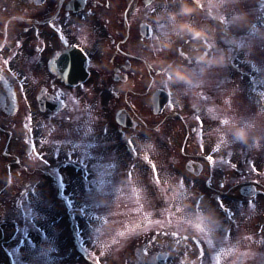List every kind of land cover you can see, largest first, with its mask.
I'll list each match as a JSON object with an SVG mask.
<instances>
[{
    "label": "rangeland",
    "instance_id": "obj_1",
    "mask_svg": "<svg viewBox=\"0 0 264 264\" xmlns=\"http://www.w3.org/2000/svg\"><path fill=\"white\" fill-rule=\"evenodd\" d=\"M231 6L233 9L232 12H235L234 5L231 4ZM260 31L261 29L257 28L253 30L250 36L244 37L245 43L249 42L248 41L249 38H250V42H256V44L253 43V46L246 45L249 48V50L245 54V57L251 60H258V62L261 65V68H260L261 73L264 75V45H263V49L259 50L258 52L256 50L257 46L260 43V41L257 39V35L261 33ZM154 55H156L157 58L153 57L154 60L150 59L151 64L149 66L150 71L152 73L154 71L158 72L160 70L157 66L158 62L160 61V59L158 58L160 57V54L159 52L155 51ZM233 55H236V53H232V58H234ZM235 59L238 60L237 57ZM174 70L175 71L173 70L169 71L170 79L167 80V83L169 82L170 86L172 88L174 87V89H170L168 85L167 87L171 90L172 95L174 99L176 100V102H178L179 104L183 106L185 105L188 109H190V105H187V103H185V100H184V98H187L190 96L189 94L190 86L178 84L176 75H179L178 71L180 70H177V69H174ZM166 71L168 74L167 69ZM146 84L149 85V81H146ZM159 84L160 83H159V78H158L157 81H155L154 85L156 86ZM177 88L179 90H177ZM263 91H264V84H263ZM130 92H131L130 100H132L133 102L138 101V99L135 98L139 95V88L137 86L136 81H134L133 88L130 90ZM215 93H219V92L215 91ZM146 103H148V100L144 99L143 104H146ZM179 104L177 105L179 106ZM169 111L171 110H168L167 113H169ZM196 115H201L204 121V124H203L204 135L202 137L203 145H204L203 147H201L200 122L196 120L195 118ZM163 117L164 115L158 116V117H152L150 114H148L147 110H145V113H143V115L141 116L145 124H149L151 126L158 125L157 127L159 128V131L157 132V134L160 139H163V140L171 139L172 140L174 136L176 137L178 135V138H177L178 143L175 145V148H172L168 145L164 147L162 142L153 143L151 141L152 139L142 141L143 139H145V137H142L141 136L142 134L138 133L139 137H137L136 143H139V146H141L142 149L140 150V152L137 153L139 154V157L137 156V158L138 160H140V158L144 157L146 152H148L147 154L150 155V158L152 159V161L162 171V175L164 173L170 174V176H167V175L165 176V181L161 185L162 189L167 190L165 201L168 204V206H171L172 204H177V205L182 204L184 208H190L194 205L195 202H197V199H198V194L194 193L196 191V184H195V180L187 179L186 177H184L183 173L182 174L179 173L180 164L183 163V160L187 156H191L193 158H198L199 160H203L204 159L203 157L206 155V152L208 151V149L214 148L215 144L218 141V138H221V139L223 138V137H220V134L222 133V128H218L213 125V123H215L216 120L209 118L207 109H203L201 112L199 111L198 114H194V113L191 114L189 112L186 116H184V118L187 119V122H182L176 119H171L170 121L166 122L165 124L161 126L160 124L162 122L160 121H162ZM233 123L234 125H239L238 120H235V121L232 120L230 125L227 127V129L232 128ZM193 127L196 129L195 133L191 132V129ZM63 137L64 136L61 131H58L56 133V138L58 140L62 141ZM183 142L185 144H183ZM222 148L224 149V147H221L220 151H218L220 153L213 155L218 160V163L222 162V160L220 159L221 157H223V154H224V151ZM60 150L61 152H65L64 147H60ZM87 153H91V152L87 151ZM102 154L104 155L105 153H102ZM78 155L79 154H77L76 156ZM62 156H64V154ZM118 158L120 159V157ZM256 159H259V158H256ZM205 160L208 161L207 159ZM234 160H237V158H235ZM141 161L143 162V168L141 167L139 172L137 173L136 168L138 169V166H136V168L132 170L133 171L132 176L127 175L129 171V169L126 170L127 166L121 167L122 164H119L120 162H122V160H120L119 163H117L118 170H121L122 173L125 176H127L128 179H130V184H131L130 188L132 190H129V192L127 190L122 189V187L120 186L121 184V179H120L117 181V183L115 184V188H114V190L118 191V195L117 196L115 194L113 195L114 192L113 191L111 192L110 188L108 187V185L111 184V182L108 183L105 180H103L104 181V183L102 184L103 189L105 190V188L108 187L105 191L110 192V195L108 193H105L103 195L104 198L96 197V196L89 197L87 195L91 199L94 198L93 200L96 199L97 201H100V198L102 199L101 204H98L97 206L98 211H99V214H97V217L94 216L95 212H91L90 208L88 209L87 207V204H89L90 201L85 199V196L83 194L79 193V188L80 189L82 188L81 184L87 183L86 178L89 176V172H86L85 173L86 176H84V174H80L81 171H79V173H77L79 174L78 176H73L72 172L68 171V173L72 176L69 178V180L66 177L65 178L66 184L63 183L65 185L68 184V186H66L65 188H62L61 192L59 194H56V197H54V199L60 200L61 206L59 208L57 207L53 208L50 206L45 207V211H44L45 213L41 209H40L41 211L38 210L39 214L38 216H36V218H34V221H33L36 224V226L33 227V231H37V234L43 235L44 238L47 237L45 241L47 242L51 241V244L49 245L45 244L44 246L41 247V249L37 250L38 254H36L35 252L32 254V252L27 251V250H31L30 248L22 249L21 243H19L20 245H17V243L19 242V238H21V236H26V232L30 238V241L34 240V238L31 239L32 237L31 234L25 228L26 226L31 231L30 227L26 225L25 223L1 222L0 223V236H1L2 243H0V256H2V251H3L2 247L7 248L8 251L11 252V249H10L11 245L9 246V244L12 241H15L14 243H12V245L17 246L16 251L12 250L13 254H15L14 256L15 258H19L20 256L18 254H22V253H24L27 256L43 257L45 251L55 246H56L55 248H59L60 250L61 243L63 242L66 245L72 244L69 241V238H71L73 242H76L78 244L81 243V246H83L84 248H87L89 251L94 249L93 251H95L97 255L102 254L103 256L100 255L102 264H122V262H120L121 259H118V257L122 258L125 255L126 256L128 255L127 254L128 247L134 241H138L139 239L138 236L144 232L143 228L148 227L149 229H151V228L158 227V226L164 227V224H160V225L147 224L145 217H143L142 215L138 214L135 211L136 207L138 206L137 201H139L141 204L144 205V211L153 212L155 213V218H160L157 212V209L154 208L153 206H158L159 208H163L165 206V204H162L160 202V197L155 194L156 190L151 187V181L149 179L151 175L150 170L146 167V165L144 164V161L143 160ZM132 164L135 165V161H133ZM77 165L80 166L81 164H76L75 166ZM102 165H104V163H102ZM252 165L253 163H249V167L252 168ZM207 166H209V163H207ZM207 166L205 165L206 172L204 173L206 176H208ZM109 172L110 174H112V171H110L109 168H106L105 169L106 175H108ZM213 173H215V171H213ZM181 177L184 179L185 188L179 187L178 181L180 180ZM3 178L5 179V175H3ZM89 181H92V178H89ZM1 182H3V180H1ZM123 185L125 187L127 185L126 177L125 178L123 177ZM177 193H182L184 198L182 200H176L175 197ZM44 196L45 194L44 195L41 194L39 196L40 201L43 200ZM36 197L37 196L35 194V196L34 195L29 196L28 198L29 200H36ZM43 201H47V200H43ZM47 202H50L49 199ZM199 202L203 204L206 210L202 214H199V213L193 214V219L199 220V222L204 225L205 229H211L210 223H212L211 225H213L214 218H213V221H211L208 215V211L210 209L208 196L202 197V199H200ZM65 205L67 206L70 205V209H72L71 215H70L71 216L70 226L66 225V223L64 222L66 220V217H68L67 215L68 210H66ZM85 209L88 212L85 211ZM75 210H78L80 212H75ZM234 210H236V212ZM232 211L235 213V216L233 218L235 223H230V224H233L234 227L238 225L240 221L243 223L244 220L250 219V217L243 216V214L238 209V207L237 208L232 207ZM86 213L89 214V216H87ZM189 215H192V214L190 213ZM58 217L61 219L60 222L50 223V222H55L54 219H59ZM91 218L101 219V220L104 219L106 220V223H110V224H107L106 227H103L104 223L101 225L100 223H90L89 219ZM176 218L177 217L174 215V220ZM129 222H131V228L136 230V234L127 232V230L125 229L128 226ZM252 225L251 227H253ZM224 227H226V229L230 228L232 230L230 225L229 226L224 225ZM237 227H240V225ZM16 229H18V231H15ZM185 230H187V225H185L184 228L181 230L182 236L184 235ZM119 231H125L126 232L125 236L124 237L117 236L116 233ZM15 235L16 236L18 235V239L16 240H14ZM97 235H98L99 243H97L96 241ZM262 235L263 233L261 235H256L255 233H253L252 236L254 240H259ZM230 236H235V235L232 232ZM114 238L120 240V243L113 244L112 239ZM93 241L97 243V247H95ZM233 241H237V240L231 239L230 245L232 244ZM186 242L189 245L191 241H186ZM228 245H229L228 242H226V244H220L217 246V249L226 248ZM102 246L107 249H108V246L112 248H116V252L118 254L111 256V254L109 253L110 251L109 249L107 250V253H104L102 252ZM205 246L210 247L207 245ZM238 246L243 248L242 246H244V243H240ZM255 246L257 245H249L250 249H254ZM263 248H264V245H263ZM238 251H242V249H239ZM181 253H183V249ZM261 255H264V253H261ZM193 257L194 256L192 255H188V256H185V258L183 259L186 260L187 264H194ZM174 258L175 256L172 257V259ZM60 260L65 262L62 258H60ZM176 260L177 261L179 260V257L177 255H176ZM3 261L4 260H2V262ZM249 261L251 260H248V262Z\"/></svg>",
    "mask_w": 264,
    "mask_h": 264
},
{
    "label": "flooded vegetation",
    "instance_id": "obj_2",
    "mask_svg": "<svg viewBox=\"0 0 264 264\" xmlns=\"http://www.w3.org/2000/svg\"><path fill=\"white\" fill-rule=\"evenodd\" d=\"M76 1L78 0H0V65L4 58L12 57L13 69L23 73L20 77H13L15 74L4 70V79L0 80L1 100L14 99L11 93L20 96L19 84L24 82L26 68L31 64L37 67L46 65L49 58L67 48L76 39L81 25L92 29L100 37H108L117 46L126 48L134 45L135 22L138 18L147 16L145 8L137 11V6L142 5L144 0H87L82 8L70 4ZM99 10L105 14L106 21L99 20ZM51 22L56 23V31L49 26ZM61 24L67 35V44L58 35ZM17 41L23 43L18 45ZM4 45L7 48L1 55ZM37 48L42 51H37ZM105 50V47L101 49L102 52ZM45 53L48 55L43 59ZM128 59L132 60L133 57L128 55ZM109 63L118 78L127 82L130 75L124 71L129 70L130 65L123 66L122 72L114 60L109 59ZM48 76L50 79L43 82L48 85L59 83L55 76ZM44 89L42 96L45 94L48 99L61 95L52 86H45ZM164 247V243H159V246L153 248L152 259Z\"/></svg>",
    "mask_w": 264,
    "mask_h": 264
},
{
    "label": "snow or ice",
    "instance_id": "obj_3",
    "mask_svg": "<svg viewBox=\"0 0 264 264\" xmlns=\"http://www.w3.org/2000/svg\"><path fill=\"white\" fill-rule=\"evenodd\" d=\"M83 3H87V0H83ZM201 8L204 7L203 3H200L199 5ZM146 7L150 10V11H156V8L153 6L152 0H146ZM259 8L264 10V0H259ZM229 13L227 11H225V13L223 14V16L221 17L222 22L226 23L227 26L229 28L232 27L231 23H229ZM214 19V17H212ZM261 22V20H257V23L259 24ZM54 31L57 30V25L55 22H51L49 25ZM161 27H163V25H161ZM146 28V27H145ZM39 34V33H38ZM249 34L247 32V30L238 33V35H240L241 37H243L244 35ZM58 35L61 39V41H63L65 44L68 43V39H67V35L64 31L63 25L61 24V26L59 27L58 30ZM254 35V34H253ZM18 45H21L23 42L22 41H17ZM262 44H264V42H262ZM234 50V49H233ZM37 51H42V49L37 48ZM184 55V54H183ZM59 56V53H56L53 57L52 60H50L48 62V70L55 74L57 71H53L52 65L53 63H55L57 65V58ZM186 62L191 64L192 60L190 57H185ZM235 58L233 59L232 64H234ZM7 69V71L15 74L13 77H20L23 73L20 70H14L12 67V57H8V58H4L2 60V65H0V80L4 79V76L2 75L4 70ZM58 69V68H57ZM58 71H61L60 69H58ZM70 72V70H69ZM62 75H63V71H62ZM70 78V75H69ZM256 81V79L254 80V82ZM199 89H204L205 85L204 84H200L197 86ZM21 88L23 89V83H21ZM159 93L163 94V88L158 90ZM11 95L13 96V98H15L16 94L15 93H11ZM198 96L202 97L204 101H209L212 99L210 94H206L205 91H200L198 93ZM169 97H171V92H168L167 95L163 96V100L161 101V104H163L164 102H167V104L169 106L172 105V100L169 99ZM259 99H260V112L262 114H264V91H261L259 93ZM225 103L231 105V98L230 97H225ZM207 113L210 119H215L218 121V124L221 127H226L231 123V120L229 119V117L225 114V115H220L217 113L216 110V106H209L207 108ZM196 120L200 122V136H201V147H203V140L202 137L204 135V131H203V124L204 121L201 117V115H196ZM33 119L32 115L29 113L27 115V120L31 121ZM69 119H71V117H69ZM241 123H244L246 125V127H254L255 126V121L253 119H244L241 121ZM29 128L31 127V125H27ZM105 135H107V128H105L104 130ZM91 132V129H89V132H85L83 133L84 136H88L89 133ZM69 143H73V141H69ZM238 143V141L236 139H231V144H236ZM229 145V138H218L217 143L214 146V151H220L221 147L223 146H228ZM99 146V141L97 140V144H89L88 147L92 148L94 150V154L93 153H87V150H85L86 155L88 156V159L90 161H94L95 163L91 164V167H98L99 166V162L103 161V160H108V157H105L102 153L99 152H95V148ZM127 146L129 148V151L132 153H138V149L134 143V141L132 139H129L127 141ZM30 147L32 149L33 152L36 153V156H38L41 160L44 161V163L47 162V160L44 159V156L40 153L36 151V143L34 141H30ZM148 152H146V154L144 155L143 159L147 162L146 167L150 170V181H151V187L154 188L156 190V195H158L160 197V202L162 204H165V206L163 208H159L158 206H153L154 208L157 209V212L160 216V218H155V213L153 212H146L144 211V205L141 204L139 201H137V207L135 209V211L142 215L143 217H145L147 224L151 225V224H164V227H156V228H151L149 229L148 227L143 228V231L147 234V240L145 242L144 245H142L140 248L137 249V252L142 254L140 256V259L138 260V264H147V261L145 260V257H149L152 256V251H151V247L150 246H155L158 242L159 237L164 236L167 237L171 242L179 245L181 243V240L184 241H192L194 243V245L198 246V254H197V259L194 261V264H233L232 261V255L236 252L238 245L240 244V241H233L232 244L228 247V248H221L220 251H217V246L220 244L224 243V238L226 234H230L231 229H225L224 225L221 224L219 227H217L215 230L213 229H205L204 225L202 223L199 222V220H194L193 219V214H202L205 212V207L203 206V204L199 201L195 202L194 205L190 208H184L182 206V204L177 205V204H172L171 206H168V204L165 201V197H166V189H162L161 185L164 183L165 181V176H170V174L168 173H164L162 175V171L157 167V165L152 161V159L150 158V155L147 154ZM55 155L57 156V158L60 155L59 150H57L55 152ZM75 155V145H73V151L66 154V158H70L72 156ZM232 155L231 152L228 153V156L230 157ZM221 160L224 159V157L220 158ZM207 160L211 163V164H215L216 163V158L213 155H208L207 156ZM231 167L235 168L237 167L236 164L231 162V159H229L227 161ZM110 167H112L113 169H116L118 167L117 164L114 163H110L109 164ZM83 168H88V165L82 164ZM135 168V165H129V171L127 173L128 176H132L133 175V169ZM252 170L256 171V167L255 164L253 163L252 165ZM9 172H11V166H9ZM264 175V174H262ZM89 177H92V172L89 170ZM94 184L97 185H102L104 183V181H95L93 180ZM179 187L180 188H185V183H184V179L181 177L180 180L178 181ZM223 186V185H222ZM261 191H264L262 189H258L257 187H255V185L252 186L251 189V195L252 197H256L257 194ZM184 198L182 193H177L175 199L176 200H182ZM202 199V198H201ZM217 208L216 211H222L224 213V217L225 219L231 220L234 218L235 213L232 211V209L222 200V198L217 197ZM250 206L251 207H255V203L250 201ZM192 215H189V214ZM174 215L177 217L174 220ZM166 222V223H165ZM187 225V230H185L184 235H181V230L184 228V226ZM127 230V232H131L133 234H136V230L131 228V222H129L128 226L125 228ZM262 233H264V229H262ZM126 234L125 231H119L116 233L117 236L119 237H124ZM219 234V235H218ZM242 239H247V240H252L253 236H247V237H243ZM96 241L97 243H99V239H98V235L96 237ZM113 244H118L120 243V240L118 239H112ZM259 243L261 245H264V235L261 236V239L259 241ZM210 246L211 250L213 252V256L209 257V248L206 247ZM162 247V245H160ZM188 249H189V245L185 246V250L183 253L180 254V257H185L188 254ZM86 251H88V249H85ZM227 252L228 256L224 258V260H221V257L224 256V253ZM248 255L247 252L241 253V256H246ZM89 257L91 259H93L95 261V264H102V261L100 259V256L97 255L96 252H90L89 253ZM159 254H157L158 258ZM170 258V256H165L163 259L165 261H167ZM173 264H187L186 260L183 258H179V260H173ZM238 264V262H237Z\"/></svg>",
    "mask_w": 264,
    "mask_h": 264
}]
</instances>
